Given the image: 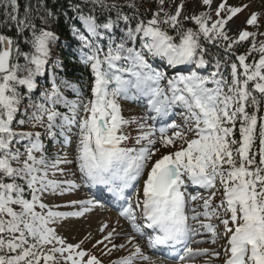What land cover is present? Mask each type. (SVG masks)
I'll return each instance as SVG.
<instances>
[{"label":"snow or ice","instance_id":"6c2138e0","mask_svg":"<svg viewBox=\"0 0 264 264\" xmlns=\"http://www.w3.org/2000/svg\"><path fill=\"white\" fill-rule=\"evenodd\" d=\"M157 3L150 18L135 0L69 4L73 15H64L80 26L68 29L92 77L86 95L52 58L59 36L47 27L56 16L47 0H25L22 10L19 0H0V29L15 31H0V264H103L93 251L101 245L105 255L127 249L111 264H264V12H249L230 34L250 4L197 0L202 10L186 15L184 0L174 13ZM157 58L175 74L154 68ZM123 101H139L146 113L125 118ZM174 109L182 124L171 119ZM72 165L78 180L54 178ZM81 188L96 191L47 202ZM109 203L129 232L102 222L100 239L63 235ZM220 239L218 248L192 246Z\"/></svg>","mask_w":264,"mask_h":264},{"label":"rangeland","instance_id":"374dc122","mask_svg":"<svg viewBox=\"0 0 264 264\" xmlns=\"http://www.w3.org/2000/svg\"><path fill=\"white\" fill-rule=\"evenodd\" d=\"M155 1H157V0H155ZM217 2H218V0H217ZM180 3H181V0H165L164 7L166 10L174 13L176 6L179 5ZM184 3H185V9H184L183 14L187 15V14H191L194 10L197 12L202 10V9H200L199 5L197 4V0H184ZM229 3L233 4V5L250 4V6H251L250 9L246 10L245 12L239 14L238 17L234 18V23L232 24L233 32L230 34H235L237 29L244 26L243 22H244L245 18L249 15V12H251V11L264 12V0H229ZM157 7H159L158 3H157ZM49 23H50V21H49ZM248 30L252 31L253 29L249 28ZM260 30L264 31V28H261ZM261 39H264V38H261ZM52 58H53V56H52ZM162 62L164 63L165 66L161 65L159 68H156V69L158 71L166 72L169 76L174 75L175 74L174 70L169 68L165 61L162 60ZM21 63H23L22 60H21ZM151 63L154 66L155 63L152 60H151ZM156 66H158V65H156ZM205 73H207V71ZM201 74L207 75V74H203V72ZM42 78H47V77L45 76ZM84 87H85V89L87 88L86 84L84 85ZM68 98L74 99L73 94L72 93L69 94ZM122 107L124 109L123 115L125 116V118H129V119L133 118V117L138 118V117L143 116L146 113V105L142 106L139 101H123ZM180 111H181L180 109H174V116L171 117V119H174L175 122L178 124L183 123V117L180 115ZM149 123H152V122L149 121ZM161 124H162V122H157L156 126L159 127V126H161ZM37 130H39V129H37ZM128 131L133 137H135L138 134V132L136 131L135 125H132L128 129ZM236 137L237 138L239 137L238 128L236 131ZM129 145L139 147L138 145H135L134 139L129 141ZM74 147H75V145L73 144V145L69 146L68 148H65L64 152H67L69 154V157H71V155L74 151ZM54 151H55V149L53 148V152ZM66 172L69 173L67 176H60L58 174L54 178L55 179H61V180L62 179H77L78 180V176H79L78 172H77L76 176H72L70 174L71 172H76L75 165L69 166L66 169ZM87 191H89L87 188H81V190L78 193H72L71 195L65 196V197H53L47 202L50 204H65L69 200H72V199H87V198L91 197ZM189 192L190 191L188 190V194H190ZM203 195L207 196L208 193L206 192ZM220 199H221V195H220V193H217L216 198L214 200V204H218L220 202ZM202 203H203L202 200H198L194 204H190V207H199L200 205H202ZM60 210L66 211L69 209L62 208ZM189 215L191 216V213H189ZM117 221H119V224H117ZM102 222L108 223L112 227H117L118 231H121L122 234L130 231L129 225L127 224V222L122 220L120 217L118 218V212H115L112 210V208L106 206L104 209H97L94 212L89 213L86 216V218H82L80 220H76L70 224L65 225V227L62 229V233H63V235H65L68 238L69 242H71V243H75V242L79 241L89 232L92 234V237L94 238V240L100 239L101 234L99 233L98 229L101 226ZM192 222L193 221H191V223ZM210 222L213 224L219 223L217 220H212ZM194 226L198 227V225L196 223ZM217 231L222 234L223 233V226L220 225L218 227ZM197 239L208 240V239H210V234H205L201 237H198ZM116 242L117 243H124L125 241L123 239H117ZM224 243H225V240L220 239V240H218L217 245H212L210 243H200V244H193L192 246L193 247H205V248L213 249V248H218L219 245L224 244ZM86 246L90 247V245H86ZM109 247H111V245H109ZM105 250H107V249H104L103 245H101L97 249H93L95 254L103 260V264H111V261L118 260L120 257L128 255L127 249L114 250L111 252L110 255H105L104 254L106 252ZM146 253H148L147 249H146ZM204 259L207 260L208 258L205 257ZM195 264H202V261L197 260L195 262ZM211 264H222V259L221 260H212Z\"/></svg>","mask_w":264,"mask_h":264},{"label":"trees","instance_id":"16d2710c","mask_svg":"<svg viewBox=\"0 0 264 264\" xmlns=\"http://www.w3.org/2000/svg\"><path fill=\"white\" fill-rule=\"evenodd\" d=\"M19 2L21 4L22 10L25 0H19ZM71 2H73V0H47V7L50 8L54 13H56V16L50 20V23L47 25V27L55 31L59 36V41H57L53 46L52 56L53 60H59L64 65V72L60 74L73 83L81 85L82 87L86 82L88 88L85 90V93L87 95L92 80L90 69L86 68L79 62L77 54L79 47L78 41L73 39L68 29L69 22L76 23L77 26H80V23L79 21H69L64 15L65 12H67L68 17H71L73 15V13H71V11L69 10V4ZM107 2L126 5L129 0H107ZM135 2L140 7L141 15L146 18H150L152 13L155 12L158 8L157 1L155 0H135ZM33 4H35V0H33ZM125 11L129 10L125 7ZM129 14L131 13L129 12ZM0 19H3L2 15H0ZM189 26L192 25L189 24ZM0 31H3L5 34L15 35L14 29L12 32H8L7 29H0ZM247 46V42H245V46L239 48L238 54H243ZM154 60L157 63L163 64L162 60H160L159 58ZM39 80L42 86H49L47 78H39ZM65 93H67V95L71 94L70 91H66Z\"/></svg>","mask_w":264,"mask_h":264}]
</instances>
